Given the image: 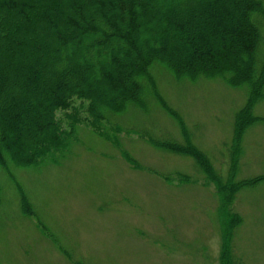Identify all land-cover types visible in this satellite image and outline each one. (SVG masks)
<instances>
[{"label": "rangeland", "instance_id": "374dc122", "mask_svg": "<svg viewBox=\"0 0 264 264\" xmlns=\"http://www.w3.org/2000/svg\"><path fill=\"white\" fill-rule=\"evenodd\" d=\"M154 73L163 102L150 96L95 127L90 100L75 97L58 111L59 147L41 146L37 167L13 166L16 182L0 169V264H225L229 251L264 264V178L250 181L264 176V96L253 92L264 78ZM245 108L261 118L238 129Z\"/></svg>", "mask_w": 264, "mask_h": 264}, {"label": "trees", "instance_id": "16d2710c", "mask_svg": "<svg viewBox=\"0 0 264 264\" xmlns=\"http://www.w3.org/2000/svg\"><path fill=\"white\" fill-rule=\"evenodd\" d=\"M259 15L264 19V0H0V169L16 182L13 166L37 167L41 146L59 147L58 111L75 97L90 100L95 127L117 124L131 106L148 108L150 96L161 103L159 65L177 78L263 80ZM253 92L264 96V85ZM246 108L238 129L261 118ZM156 141L181 151L174 140ZM189 147L208 178L226 185ZM26 202L22 209L31 213ZM226 255L225 264H241Z\"/></svg>", "mask_w": 264, "mask_h": 264}]
</instances>
